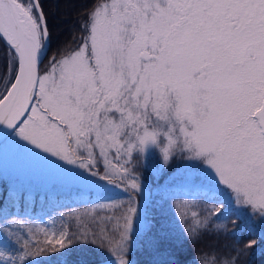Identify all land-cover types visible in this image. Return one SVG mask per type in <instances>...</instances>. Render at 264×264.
I'll list each match as a JSON object with an SVG mask.
<instances>
[{
  "label": "snow or ice",
  "instance_id": "1",
  "mask_svg": "<svg viewBox=\"0 0 264 264\" xmlns=\"http://www.w3.org/2000/svg\"><path fill=\"white\" fill-rule=\"evenodd\" d=\"M82 28L87 35L80 46L69 53L62 46L42 73L50 39L42 0H0L6 42L0 67L7 73L0 146L22 148L87 181L98 173L84 153L91 158L98 149L107 158L123 151L131 158L134 148L145 153L157 146L162 134L175 144L171 134L178 127L187 167L204 178L191 175L192 186L221 204L224 186L237 210L264 217V0H103ZM169 158L165 148V165ZM131 187L140 190L135 179ZM128 212L133 215H124L119 238L100 241L119 255L117 264H130L124 257L139 208ZM223 212L217 207L211 217ZM210 224L209 217L185 220V238L199 242ZM15 227L14 217L0 223V264L30 254L14 253ZM96 242L95 232H60L45 249L59 245L63 255ZM198 264L214 262L202 256ZM222 264H236V257Z\"/></svg>",
  "mask_w": 264,
  "mask_h": 264
},
{
  "label": "trees",
  "instance_id": "2",
  "mask_svg": "<svg viewBox=\"0 0 264 264\" xmlns=\"http://www.w3.org/2000/svg\"><path fill=\"white\" fill-rule=\"evenodd\" d=\"M102 2L103 0H42L50 39L47 54L40 64L41 70L45 59L48 61L53 54L60 58L58 50L62 46L64 53L80 46L81 38L87 35L82 25L88 12ZM5 47L6 43L0 39V53ZM6 81L7 73L0 67V91L6 87ZM182 160L181 152L171 155L166 165L158 152L152 153L145 160L133 153L130 166H135V169L133 167L128 180L135 179L136 183L144 181L148 187H152L170 170L180 165ZM121 182L124 184L125 180ZM128 190V193L102 198H97L99 195L91 192L39 194L28 193L23 189L13 190L1 180L0 223L4 217L9 220L14 217V230L20 239V244L13 245L14 253L16 250H30V254L24 256L23 260L18 258L16 264H27L29 260L32 264H117L119 255L107 243L101 246L100 241L103 239L107 242L112 236L119 238V222H113L111 217L121 213L135 201L136 193L129 188ZM10 199L15 209L3 210L10 204ZM217 207H223L224 212L218 218H212L211 213ZM204 217L211 219V231L199 242L185 238L184 221L193 222ZM248 218L251 217L240 216L234 207L228 206L226 200L223 204L211 201L206 198L203 189L192 185L159 186L146 206L147 225L140 232L129 233L131 242L124 259L129 260L130 264H198L202 256H207L214 264L218 261L222 264V261L236 257V264H264V238L256 228L247 224ZM259 219L257 216L256 220ZM44 220H51L52 233L44 225L45 234L37 232L34 241H28V227L32 229L39 226ZM149 222L151 231H148ZM217 224L223 227L216 229ZM86 231L95 232V244H77L63 255L59 245H55V252L50 244L45 249L48 238L54 234H81ZM246 241H255L253 248L245 249L243 243ZM237 250H240L239 255Z\"/></svg>",
  "mask_w": 264,
  "mask_h": 264
},
{
  "label": "rangeland",
  "instance_id": "3",
  "mask_svg": "<svg viewBox=\"0 0 264 264\" xmlns=\"http://www.w3.org/2000/svg\"><path fill=\"white\" fill-rule=\"evenodd\" d=\"M46 70H48L47 59H45L42 64L41 72L43 73ZM153 119H155V117H153ZM168 127L170 126L166 125L165 128L160 131L162 133L167 132ZM171 135L172 139L176 141V143L171 146H169L168 136L162 134L157 138V146H152L149 151L141 153L138 147L133 149V153L143 158V160L152 155V153L158 152L161 156L162 162L164 153L162 149L167 148L170 156L178 152L183 154L182 163L176 168L170 170L161 180L155 182L152 187H148L147 183L144 181H140V183L137 182L140 186L139 191L131 187L133 180H128L132 175L133 167L135 169V166H130V163L132 164V157L129 158V156L123 151L119 154L115 151H109L107 158H105L100 154L98 149L94 151L91 158L87 156V153H84L82 157L86 163H89V160L91 161L89 166L91 167L92 172L98 173V175L96 177L89 175L87 181H81L69 176L68 173H66L61 167H58L47 159L38 157L22 148L10 144H4L3 146H0V181L4 180L13 190L19 191L23 189L28 193L63 195L69 193L78 194L91 192L94 193V195H99L97 198H102L112 194L120 195L128 193L129 188L136 193L135 201H132V205L130 207L139 208V217L136 218L133 231L140 232L147 225V220L145 219L146 206L150 196L157 187L192 185L189 182V177L191 175H196L201 180L204 179L203 177H200L198 170L187 167L184 157L189 153L182 151L183 137L180 135L178 127L174 129V132ZM65 167L70 166L65 165ZM71 167H73V171H83L75 168L74 166ZM124 169H127V173L124 172ZM99 177H106V179L102 180ZM123 180H125L124 184L121 182ZM220 187L225 194V200L228 203V206L234 207L240 216L251 217L248 218L247 224L256 228L264 238V217H261L258 212L255 214L256 216L253 215L252 209L248 207L237 210L234 201L229 203L231 200L230 190L224 186ZM109 198H111V196H109ZM9 202L10 204L4 207L3 210L10 211L15 209L11 199ZM130 207L126 206L121 213L114 214L111 217L113 222H119V227L117 225V228H119L120 233L123 231L125 223L123 219L124 215H133L128 212ZM257 216L260 218L259 220H256ZM44 225L48 229L49 233H52L51 220H44L42 224H39L40 227L36 226L32 227V229L28 227L26 230L28 241H34L35 233L37 232L45 234L43 230ZM39 230H41V232H39ZM249 242L250 241H246L243 243V246L245 247V245H248ZM250 247L253 248V244H251ZM247 248L250 250L249 247Z\"/></svg>",
  "mask_w": 264,
  "mask_h": 264
},
{
  "label": "water",
  "instance_id": "4",
  "mask_svg": "<svg viewBox=\"0 0 264 264\" xmlns=\"http://www.w3.org/2000/svg\"><path fill=\"white\" fill-rule=\"evenodd\" d=\"M4 42H5V41H4ZM5 43H6V42H5ZM47 49H48V46H47ZM44 57H45V56H44ZM44 57H43V59H44ZM43 59H42V60H43ZM41 62H42V61H41Z\"/></svg>",
  "mask_w": 264,
  "mask_h": 264
},
{
  "label": "clouds",
  "instance_id": "5",
  "mask_svg": "<svg viewBox=\"0 0 264 264\" xmlns=\"http://www.w3.org/2000/svg\"><path fill=\"white\" fill-rule=\"evenodd\" d=\"M165 149H162V151L164 152ZM164 162V161H163Z\"/></svg>",
  "mask_w": 264,
  "mask_h": 264
}]
</instances>
